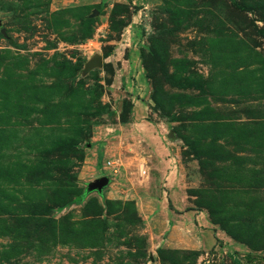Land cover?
I'll return each instance as SVG.
<instances>
[{"label":"rangeland","instance_id":"obj_1","mask_svg":"<svg viewBox=\"0 0 264 264\" xmlns=\"http://www.w3.org/2000/svg\"><path fill=\"white\" fill-rule=\"evenodd\" d=\"M136 97L215 246L146 235ZM0 264H264V0H0Z\"/></svg>","mask_w":264,"mask_h":264},{"label":"crops","instance_id":"obj_2","mask_svg":"<svg viewBox=\"0 0 264 264\" xmlns=\"http://www.w3.org/2000/svg\"><path fill=\"white\" fill-rule=\"evenodd\" d=\"M132 66L138 71L140 63L136 56L132 58ZM145 115L144 102L137 97L132 98L130 121L122 123L123 125L119 124L118 130L133 131L135 139L145 146V154L141 157L144 156L147 166L145 169L133 170V185L137 184V187L144 189L162 188V193L158 196L153 194L157 193L156 191L143 189L141 196L145 201L139 197L134 198L138 210L142 213L146 235L152 240L157 238L160 246L164 241L166 247L184 251L198 252L215 246L217 240H220V235L207 216L202 211L182 209L178 205L184 178L181 168L177 165L178 153L163 143V125L160 132L161 125L144 120ZM101 130L103 137L107 130ZM169 204H172L173 209H170ZM162 212L165 214L163 219Z\"/></svg>","mask_w":264,"mask_h":264},{"label":"water","instance_id":"obj_3","mask_svg":"<svg viewBox=\"0 0 264 264\" xmlns=\"http://www.w3.org/2000/svg\"><path fill=\"white\" fill-rule=\"evenodd\" d=\"M91 66H99L101 65V59H96L90 63ZM109 183V179L106 176L100 177L93 182L87 184L86 192L97 191L101 193L103 188H105Z\"/></svg>","mask_w":264,"mask_h":264},{"label":"built area","instance_id":"obj_4","mask_svg":"<svg viewBox=\"0 0 264 264\" xmlns=\"http://www.w3.org/2000/svg\"><path fill=\"white\" fill-rule=\"evenodd\" d=\"M111 165V163L110 162H107V166H110Z\"/></svg>","mask_w":264,"mask_h":264}]
</instances>
